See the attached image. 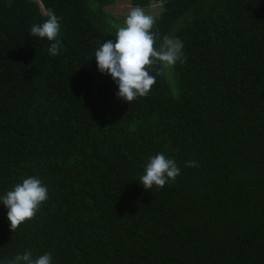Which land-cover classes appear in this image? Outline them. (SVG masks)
I'll use <instances>...</instances> for the list:
<instances>
[{
	"label": "trees",
	"instance_id": "16d2710c",
	"mask_svg": "<svg viewBox=\"0 0 264 264\" xmlns=\"http://www.w3.org/2000/svg\"><path fill=\"white\" fill-rule=\"evenodd\" d=\"M156 1L154 47L172 33L186 61L176 92L161 68L127 103L94 56L115 42L125 17L106 6L118 0H0V196L28 177L48 188L14 232L0 202V264L26 251L52 264H264V0L131 3ZM48 9L55 57L29 32ZM157 153L181 171L149 191L138 178Z\"/></svg>",
	"mask_w": 264,
	"mask_h": 264
},
{
	"label": "clouds",
	"instance_id": "9594fccd",
	"mask_svg": "<svg viewBox=\"0 0 264 264\" xmlns=\"http://www.w3.org/2000/svg\"><path fill=\"white\" fill-rule=\"evenodd\" d=\"M45 15L47 19L42 24H33L29 32L32 36L53 41L48 53L55 57L62 47L58 39L60 18L51 9L46 10ZM158 18L146 14L140 7H133L124 20V26L117 29L115 42L104 41L94 51L98 71L111 76L118 86L115 95L124 102L147 96L156 78L162 74L161 68H172L177 63L183 65L186 61L183 42L179 38L165 37L159 48L154 47L158 33L152 29ZM186 166L199 167V164L189 160ZM180 171L174 159L157 153L149 156L138 182L149 191L153 186L163 189L174 183ZM47 199L48 188L36 177L24 178L0 196V202L8 209L10 230L14 232L26 220H31ZM7 264H52V256L44 253L33 258L31 252L26 251L15 255Z\"/></svg>",
	"mask_w": 264,
	"mask_h": 264
},
{
	"label": "rangeland",
	"instance_id": "374dc122",
	"mask_svg": "<svg viewBox=\"0 0 264 264\" xmlns=\"http://www.w3.org/2000/svg\"><path fill=\"white\" fill-rule=\"evenodd\" d=\"M36 1L38 3L41 4V0H33ZM134 6L131 3V0H118V2L116 4L110 5V6H106V10L111 12L112 15L119 17H125L127 16L128 12L133 8ZM163 9V5L162 2L156 1V2H152L148 8L143 9L145 11L146 14H150V15H154L156 13H158L160 10ZM43 15H45V11H42ZM190 14V13H188ZM125 18L123 20H125ZM190 19V16H188L187 14L184 15L179 23L177 24V27H180V25L184 24L186 21H188ZM118 23L121 24V26H124V21H122L121 19L117 20ZM119 28V27H117ZM114 31L116 32L117 29H114ZM168 37H173V34L171 33ZM58 39H59V33H58ZM165 69V74H166V79L168 81V83L171 85V88L174 92H176V79H175V74H174V70L173 67L172 68H164Z\"/></svg>",
	"mask_w": 264,
	"mask_h": 264
}]
</instances>
